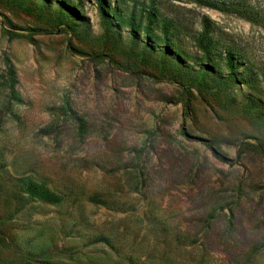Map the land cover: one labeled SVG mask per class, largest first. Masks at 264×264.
I'll list each match as a JSON object with an SVG mask.
<instances>
[{"label": "rangeland", "instance_id": "rangeland-1", "mask_svg": "<svg viewBox=\"0 0 264 264\" xmlns=\"http://www.w3.org/2000/svg\"><path fill=\"white\" fill-rule=\"evenodd\" d=\"M104 1L0 0V264H264V0Z\"/></svg>", "mask_w": 264, "mask_h": 264}, {"label": "trees", "instance_id": "trees-1", "mask_svg": "<svg viewBox=\"0 0 264 264\" xmlns=\"http://www.w3.org/2000/svg\"><path fill=\"white\" fill-rule=\"evenodd\" d=\"M197 2L204 4L208 7L217 9L222 12H231L240 16H243L246 18L249 22H253L257 24L260 22L258 18V15L256 12H254L252 9L246 7L242 3L232 2V1H226V0H219V1H213V0H196ZM105 3L104 0H100V8L103 12V4ZM114 13L120 15V6L116 5V7L113 10ZM146 15H144L143 19L146 20V23L149 25H155L156 27L160 28L162 34L164 36L167 35L168 30L171 29L170 21H168L165 17H163L156 9H150L146 11ZM104 14V12H103ZM202 29L198 33L194 34L193 41L195 43L196 48L199 50V52L202 53V56L207 60V63L204 64L203 70L199 73V75L195 78L193 81L194 86L196 84H200L202 82H205L206 76H208L207 70L213 68V65L209 64L208 61L211 60L212 56L214 55V49L217 46V42L212 37L213 31L211 29V26L208 24L207 19H203L202 22ZM150 30V29H149ZM151 33V30L149 31ZM166 44L169 46V48H174L173 45L170 42L169 38H166ZM226 52L228 56L230 57L231 52L229 49L226 48ZM232 58H229V67L230 69H234V66L232 65ZM205 69V70H204ZM14 72L11 68L7 69L5 72V75L2 76L3 78V84H7L9 81L13 84L14 80ZM13 86V85H12ZM11 86V87H12ZM258 152L264 156V145L262 143H259L256 146ZM26 192L31 197H36L40 200H43L44 202L57 204L61 201L60 197L55 195L53 192L49 191L45 186L36 184L32 181H28L24 183Z\"/></svg>", "mask_w": 264, "mask_h": 264}]
</instances>
